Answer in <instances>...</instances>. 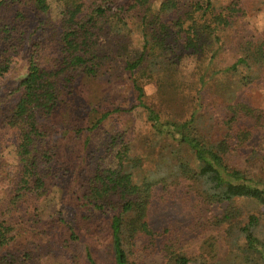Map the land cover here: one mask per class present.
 Masks as SVG:
<instances>
[{
	"label": "trees",
	"instance_id": "trees-1",
	"mask_svg": "<svg viewBox=\"0 0 264 264\" xmlns=\"http://www.w3.org/2000/svg\"><path fill=\"white\" fill-rule=\"evenodd\" d=\"M8 2L17 9L14 23L20 25V32L16 38L12 36L18 30L16 26L0 30V78L9 73L14 55L25 43L30 45L32 20L49 17L53 3L61 8L62 19L61 54L56 69L40 65L39 43L32 41L28 71L14 90L19 93L16 101L8 107L10 113L5 125L18 131L20 141L16 147L18 184L9 194L10 204L15 209L20 207V184L23 190L36 193L44 184L38 158L49 154L39 152L36 145L39 139H46L40 137H44L40 130L42 120L53 114L63 101L62 94L66 89L73 94L78 78L81 77L84 84H90L103 77L101 61L113 54L125 64V74L116 75L115 81L126 84L131 92L128 97L124 96V100L130 101L129 106L115 103L117 96L123 98L118 93L113 97L97 98L89 92L84 94L83 104L72 99L76 109L82 112L81 115L87 113V117L83 118V126L76 127L77 137L65 139L80 140L88 148L92 133L102 129L105 121L112 117L125 118L132 111L141 110L150 136L145 138L150 143L147 151H151L146 161L155 165L149 167L151 170L144 169L146 152H136L125 134L119 132L125 129V122L120 121L122 130L109 136L106 147L109 156L114 154V165L104 166L106 157L103 156V164L93 167L88 177L75 185V206L83 214L77 217V227L65 229V236L58 238L57 245L67 251L72 246L85 247V236L92 239L91 242L100 238L104 231L100 232L102 228L94 222L100 214L108 216L106 264H145V259L158 251L162 253L163 264H208L206 257L191 258L182 248V244L199 232L188 231V228L155 231L148 219L154 187L160 183L164 188L183 184L198 197L199 214L208 216L210 225L226 226L232 249L240 247V241H243L245 264H264V225L261 223L264 182L229 168L225 163L236 139L241 140L244 135L251 137L252 129L244 130L242 125L252 123L253 127L264 128L262 113L243 102L233 103V98L238 97L244 86L256 81L257 66H264V39L248 38L238 43L239 57L232 65L219 68L216 63L230 30L245 15L242 2L0 0V7ZM134 31L142 39L141 50L136 56L129 52ZM107 44L112 46L106 48ZM104 50L108 54L102 56ZM188 55H196L199 62L197 84L180 75V63ZM146 83L157 85V103L147 101ZM168 92L176 98L191 99L192 109L177 118L174 100L161 98ZM205 98H214L226 107V118H216L207 110ZM215 125L225 128L222 139L219 135L212 138L206 133V128L215 130ZM3 148V151L7 150L5 146ZM20 165L24 172L21 183ZM142 176L145 180L140 182ZM31 178H36L35 186L30 182ZM240 199L258 203L261 217L251 215L246 222L238 221L240 215L234 213L233 205ZM223 204L227 206L225 212L214 216L213 206ZM87 210L92 214L85 215ZM205 222L206 218L194 221L192 225L201 227ZM17 236V230L0 223V264H18L12 246ZM207 241L202 249L206 247V252L215 257L214 242ZM89 247L86 246V258L90 264H97Z\"/></svg>",
	"mask_w": 264,
	"mask_h": 264
},
{
	"label": "rangeland",
	"instance_id": "rangeland-1",
	"mask_svg": "<svg viewBox=\"0 0 264 264\" xmlns=\"http://www.w3.org/2000/svg\"><path fill=\"white\" fill-rule=\"evenodd\" d=\"M213 1L226 4L231 0ZM239 1L243 4L245 15L235 23L225 39L224 50L216 60L219 68H226L237 60L239 57L238 43L241 41L248 38L264 39V0ZM60 11L61 8L58 4L53 3L49 17H42V20L34 19L30 22V45L25 43L24 48L14 55L9 73L0 78V223L12 227L18 232L17 240L12 243L18 264H88L89 260L85 253L86 246H90L88 249H91L90 254L97 264H106L108 250L105 245H109V235L106 234L107 215L99 214L94 218L95 225H99L102 228L100 232H104L100 238L92 242V239L85 236V247L83 245L72 246L71 249L64 251L60 245H57V240L65 236V229L68 226L77 227V217L79 214L81 216L83 214L75 206L74 199L77 192L75 185L81 181L80 179L85 180L93 167L96 168L103 164V156L106 157L104 166L114 165V154L109 156L106 147L109 136L115 135L117 130H122L119 128L120 121L125 122V129L119 132L125 134L136 152L138 151L140 154L146 152L145 161L150 158L151 151H147L150 143L145 140V138L149 139L150 136L144 114L141 110H134L125 118L124 116L121 119L112 117L105 121L102 129L92 133L88 148H85L80 140L72 141L65 138L75 136L76 127L83 126V118L86 119L87 117V113L81 115L82 112L76 109L72 99L83 104L86 100L84 94L87 95L89 92L93 96L97 95V98L113 97L115 93H118L123 98L117 96L115 103L122 105V107L129 106L128 102L130 101L127 98L124 100V96L128 97L131 92L126 88V84L117 83L118 80L115 81L116 75L125 74L123 60L115 58V55L108 54L104 50L102 56L105 53L108 54V57L101 61L104 76L90 84H84L85 82L80 77L74 84L73 94L68 93L69 89L64 91L62 94L63 101L60 102L52 115L41 122L40 130L44 133V137H40L46 138L45 141L39 139L40 141L38 140L36 144L39 152H48L49 154L45 158L43 155L38 158L39 171L44 184L37 193L29 191V189L23 190L20 184L22 201L19 208L15 209L8 200L9 194L14 188L16 190L18 184L19 165L16 147L20 143L18 131L14 128L10 130L5 125L10 113L8 107L16 101L19 93H14V90L17 89L28 71V55L33 48L32 41L39 43L37 52L40 65L43 68L50 66V69H56L57 59L61 54L59 36L62 32V19ZM16 13V7L10 2L0 7V30L1 28L16 26L18 30L12 36L17 38L20 25L14 23ZM134 32L130 39L129 52L136 56L137 52L141 50L142 39L137 31ZM106 46L109 48L110 44ZM180 64L181 78L191 81L192 84H197L196 67H198L199 62L196 61V55L184 56ZM255 74L257 76L256 81L244 86L238 92V97L233 98V103L239 101L248 104V106L262 113L264 117V66H257ZM144 87L147 101L157 103L158 100H155V98L158 99L157 85L146 83ZM161 98L174 100L177 118H180L185 111L187 113L192 109L191 99H186L185 96L176 98L172 92H168ZM204 104L206 109L211 111L216 118H226L228 114L226 107L223 108V105L214 98H205ZM242 127L244 130L252 129L251 137L244 135L241 140L236 139L235 144L226 155L225 163L229 168L238 169L247 176L264 182V128L253 127L252 123H247ZM215 130L206 128V133L210 134L212 138L218 135L221 137L225 128L215 125ZM4 146L7 149L5 151H3ZM117 148H120V145ZM152 157L154 158V156ZM153 165L155 164L146 161L144 169L151 170L149 167ZM23 175L24 172L20 165V183ZM144 180V176L139 178L140 182ZM35 181L36 178L30 179L34 186ZM154 188L150 198L148 219L155 231L164 232L166 228L171 231L172 228L175 230L188 228V231L199 232L193 235L188 242L182 244L183 250L191 258L206 257L208 264H245V260L242 259L244 254L242 250L243 241H240V247L232 249L231 241L226 234V226L210 225L208 223L210 218L199 214L201 212L198 207L199 199L186 185L185 187L182 184L181 186L175 185L164 188L163 184L160 183ZM226 207L225 204L213 206V215L221 216ZM233 208L234 213L240 215L237 218L238 221L246 222L251 215L261 217L260 206L252 200L240 199L234 203ZM89 214L92 212L87 210L85 215ZM205 218L204 226L192 225L194 221L199 220L200 222ZM261 223L264 225V217H261ZM194 226L196 228H193ZM260 229L263 228L260 227ZM79 232L82 235V231L79 230ZM206 239L214 242L215 257L206 252V247L202 249L206 245ZM144 263L163 264L162 253L158 251L148 256Z\"/></svg>",
	"mask_w": 264,
	"mask_h": 264
}]
</instances>
